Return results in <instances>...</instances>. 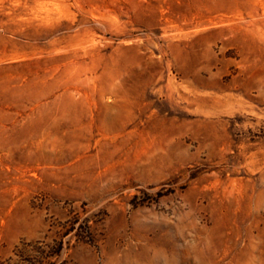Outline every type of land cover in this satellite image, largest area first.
Masks as SVG:
<instances>
[{"label":"rangeland","instance_id":"374dc122","mask_svg":"<svg viewBox=\"0 0 264 264\" xmlns=\"http://www.w3.org/2000/svg\"><path fill=\"white\" fill-rule=\"evenodd\" d=\"M0 264H264V0H0Z\"/></svg>","mask_w":264,"mask_h":264}]
</instances>
